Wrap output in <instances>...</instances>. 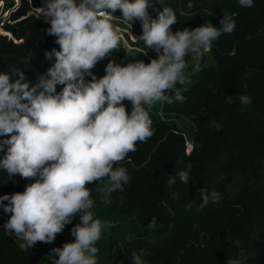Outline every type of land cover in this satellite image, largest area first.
Listing matches in <instances>:
<instances>
[{
	"label": "trees",
	"instance_id": "obj_1",
	"mask_svg": "<svg viewBox=\"0 0 264 264\" xmlns=\"http://www.w3.org/2000/svg\"><path fill=\"white\" fill-rule=\"evenodd\" d=\"M0 1V14L13 8L2 23L11 36L0 34V72L14 81L19 71L35 82L55 60L47 59L45 52L60 47L46 31L50 24L28 13L44 0H20L16 5ZM164 7L176 14L173 32L206 21L219 27L224 13L236 27L212 42L186 86L177 83L167 90L171 103L148 107L153 136L137 141L136 151L114 164L127 169L129 182L111 193L107 203L99 191L103 183L86 184L95 217L112 225L96 244L98 264H132V252L141 250L147 264H227L239 252L232 243L237 239L248 254L247 264H264V0H254L251 8L238 0H150L147 11L156 18ZM120 14L117 9L113 24ZM131 25L140 36L141 22ZM112 53L129 60L121 46ZM177 93L184 99L176 100ZM244 94L251 96V104L240 103ZM124 103L130 112V102ZM184 133L194 145L189 152ZM10 135L0 136V143ZM188 165L191 180L183 184L177 178L168 187V177ZM204 187L218 191L220 199L201 208ZM22 191L18 179L0 177V195ZM10 215L0 209V264H52V249L74 240L71 228L79 223L77 213L54 241H38L24 251L18 246L22 241L4 232Z\"/></svg>",
	"mask_w": 264,
	"mask_h": 264
},
{
	"label": "clouds",
	"instance_id": "obj_2",
	"mask_svg": "<svg viewBox=\"0 0 264 264\" xmlns=\"http://www.w3.org/2000/svg\"><path fill=\"white\" fill-rule=\"evenodd\" d=\"M238 3L251 8L254 0ZM149 4L150 0H44L36 9L50 24L47 33L60 46L45 52L47 59L55 57L54 62L35 82L19 71L14 81L0 72V136L12 134L0 143V150L8 146L0 158V171L10 178H35L22 192L0 195V209L11 213L3 225L5 234L22 241L18 246L27 251L38 241H54L79 213V223L71 228L74 240L52 249V264H98L96 244L112 225L95 217L86 184L103 183L99 191L107 203L111 193L129 182L127 169L114 164L136 151L137 141L153 136L148 107L172 102L166 92L185 82L186 55L200 57L213 41L236 27L235 20L224 13L219 27L206 21L173 32L175 12L164 7L151 18ZM117 9L122 23L141 22L138 38L157 57L124 66L109 60L105 74L97 77L91 69L121 41L120 28L112 22ZM58 85L63 86L59 91ZM175 99L184 97L177 93ZM226 99L231 103L232 95ZM125 100L130 102V112ZM239 101L249 105L252 98L244 94ZM210 123L219 130L216 121ZM191 171V165L176 171L168 177V187L177 178L187 184ZM200 196L201 208L220 199L218 191L208 192L205 187ZM232 243L239 252L227 264H247L248 254L240 240ZM143 255V250L132 252V264H147Z\"/></svg>",
	"mask_w": 264,
	"mask_h": 264
},
{
	"label": "rangeland",
	"instance_id": "obj_3",
	"mask_svg": "<svg viewBox=\"0 0 264 264\" xmlns=\"http://www.w3.org/2000/svg\"><path fill=\"white\" fill-rule=\"evenodd\" d=\"M19 1L20 0H13V2H14V4L16 5V4H18L19 3ZM2 5V1H0V9H1V6ZM14 7V6H13ZM38 7H42V6H38ZM38 7H33V8H31L30 10H29V12L28 13H30V14H33L34 16H36L38 19H40V20H43V21H45V19L44 18H40V16H38V12H37V10H36V8H38ZM13 9V8H12ZM12 9H10V10H12ZM10 10H8V11H6V12H4V13H2V14H0V34H2V35H6V36H8V37H10L11 35L8 33V32H6L3 28H2V23L4 22L3 20H4V18H6L8 15H9V12H10ZM6 20V19H5ZM116 23H119V22H116ZM187 28V27H186ZM122 41L120 42V44L118 45V46H121L122 47ZM134 47H136V48H134L133 50H130L129 51V55H140L141 56V58L144 60V61H146V63H148V62H150V60L151 59H154V58H156L157 57V53H156V51L154 50V49H146V46L144 45V43H143V41L142 40H140L137 44H134ZM145 54H149L150 56V58H147L146 57V55ZM187 56V58L189 59V62H190V59H192V62H196L197 63V60L199 59V57L197 58V57H194L193 55H191V54H188V55H186ZM104 61H103V63H101L100 62V65H97V66H94V68H98V70H95V72H93V73H95V75L97 76V77H100V76H103L104 74H105V71H104V69H105V66H106V64L109 62V60H111L110 58L108 59V58H104L103 59ZM112 61H114V62H116V63H119V61H116V60H112ZM186 63V62H185ZM195 63V64H196ZM194 67V65H190L189 67H186L187 69H191V68H193ZM94 68H93V70H94ZM91 71H92V69H91ZM98 73H100L99 75H98ZM185 74V73H184ZM189 74H191V73H188L187 75H189ZM187 75H185L184 77H186ZM88 78H90V77H88ZM87 78V79H88ZM188 80H186L185 79V82L183 83V85L184 86H186L187 84H188ZM7 149V148H6ZM186 151H187V149H186ZM5 152L6 151H4L3 153H0V158H2L3 156H4V154H5ZM0 177H5L6 179H9L10 177L8 176V174H7V172L6 171H0ZM12 178H14V179H18V182H20V183H23V187H24V189H25V186L27 185V184H29V183H32V182H34V180H35V178L34 177H32V178H22V177H20L19 175H17V176H14V177H12Z\"/></svg>",
	"mask_w": 264,
	"mask_h": 264
},
{
	"label": "built area",
	"instance_id": "obj_4",
	"mask_svg": "<svg viewBox=\"0 0 264 264\" xmlns=\"http://www.w3.org/2000/svg\"><path fill=\"white\" fill-rule=\"evenodd\" d=\"M114 22H115L114 25L120 28L121 41L123 42L122 47L125 49L126 52L133 50L135 48L133 46V43H136L138 41L139 34L136 31H134L130 23L124 24L120 21V19H114ZM116 22H119V23H116ZM134 60L137 61L139 59H134ZM183 136L185 139L187 152H189L192 149L189 147L190 145H192V141L191 139H189L187 134L184 133Z\"/></svg>",
	"mask_w": 264,
	"mask_h": 264
},
{
	"label": "crops",
	"instance_id": "obj_5",
	"mask_svg": "<svg viewBox=\"0 0 264 264\" xmlns=\"http://www.w3.org/2000/svg\"><path fill=\"white\" fill-rule=\"evenodd\" d=\"M136 48V47H135ZM208 52H209V49L207 50V51H205L204 52V55H206V57H208ZM148 58H149V54H145ZM126 57H127V59H139V60H143L142 58H141V56L140 55H129V52H126ZM103 59L102 60H100V61H98L97 62V64L95 65V66H97V65H100V62L101 63H103ZM144 61V60H143ZM145 63H146V61H144ZM185 62H186V67H189L190 65L192 66V65H194V67L193 68H191V69H187L186 67H185V69H184V76L185 75H187L188 73H193V72H195V71H197L199 68H200V63H201V56L199 57V59L197 60V63L194 61V62H192V59H190V62H189V59L187 58V56L185 57ZM196 63V64H195ZM95 70H98V68L96 67V68H94V70L92 69V72H95ZM95 74V73H94ZM100 73H98V75H99ZM191 74H189V75H187L186 77H185V79H188V78H190L191 77ZM87 79V78H86ZM88 79H90V78H88Z\"/></svg>",
	"mask_w": 264,
	"mask_h": 264
},
{
	"label": "water",
	"instance_id": "obj_6",
	"mask_svg": "<svg viewBox=\"0 0 264 264\" xmlns=\"http://www.w3.org/2000/svg\"><path fill=\"white\" fill-rule=\"evenodd\" d=\"M106 58H108V59L110 58L111 60L119 61V63L122 66L126 65L129 62H134L135 61L134 59H131V60L130 59L129 60H119L118 57L116 55H114L113 53L106 54L105 59Z\"/></svg>",
	"mask_w": 264,
	"mask_h": 264
}]
</instances>
